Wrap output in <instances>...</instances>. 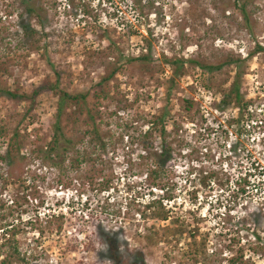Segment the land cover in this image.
Returning <instances> with one entry per match:
<instances>
[{
  "label": "rangeland",
  "instance_id": "obj_1",
  "mask_svg": "<svg viewBox=\"0 0 264 264\" xmlns=\"http://www.w3.org/2000/svg\"><path fill=\"white\" fill-rule=\"evenodd\" d=\"M227 1L142 0L137 8L133 0H33L30 13L23 0H0V83L31 91L60 69L70 91H90L88 107L108 142L87 150L92 160L79 157L82 143L53 165L41 149L53 139L57 95L43 92L31 116L26 102L0 96V203L23 204L18 239L28 264H113L109 236L120 251L138 247L154 223L142 212L155 197L173 215L194 218L179 248L193 230L209 234V250L229 257L243 247L249 264H264V189L256 191L264 182V0L255 2L253 33ZM150 49L148 72L132 58ZM168 56L188 61L183 74L163 63ZM231 58L244 59L239 107L221 102L237 71ZM114 63L120 68L102 93L98 83ZM65 117V135L75 140L94 123ZM14 133L17 158L7 155ZM155 156L165 165L163 191L147 175ZM166 248L146 249L148 264H201L180 249L167 258Z\"/></svg>",
  "mask_w": 264,
  "mask_h": 264
},
{
  "label": "trees",
  "instance_id": "obj_2",
  "mask_svg": "<svg viewBox=\"0 0 264 264\" xmlns=\"http://www.w3.org/2000/svg\"><path fill=\"white\" fill-rule=\"evenodd\" d=\"M32 1L33 0H23V4L27 11L30 13H36V8L34 6V2ZM133 1L135 4L134 6L137 8L138 5L142 4V0ZM255 2L256 0H228L226 3H224V7L233 5L240 13L245 27L248 28L251 33H253L254 20L252 16L256 11ZM26 30V32L29 31L28 29ZM260 48L261 50H264L263 47ZM132 60L141 62L143 64V68L148 72L153 70L151 49L147 52L143 51L141 54L133 57ZM189 61L195 63V65L200 68L206 66L202 61L199 60L190 59ZM187 62L188 61L183 57L168 56L165 57L163 63L173 66L174 74H183L185 72V64ZM242 62H244V59L242 58H231L227 62V64H235L237 71L228 91L222 98V106L235 104L239 107L245 102V96L242 90V79L244 76L242 71ZM119 68L120 67L114 63L111 66V69H107V74L98 83L99 91L105 93L104 86L115 77ZM54 72L55 80L53 82L45 80L39 86L33 87L31 91H21V89L17 86H15L13 89H10L0 83V96L8 97L16 105L20 102H26L27 107L25 110V116H31L33 114L32 112L36 108L37 99L43 92L57 95L58 101L57 110L55 113L53 139L51 144L48 145L46 149H41V151L44 153L45 158L50 163L53 165H59L66 160V157L72 150L76 148L78 144L84 143L86 145L80 147V149L78 148L77 153L79 157H82L81 160H92V152L86 153L88 152L87 150L92 147L96 148V150L93 151L106 150L108 142L100 132L98 125H96L95 117L93 116L91 109L88 107L87 99L90 91H70L68 89V83L64 82L65 73L60 69H55ZM186 102L189 104V106L192 105V100H186ZM64 116H66L65 118H67V120L72 121V124H77L82 116H86L94 123L91 129H87L85 131L84 137L75 140L65 135L62 125ZM14 137L15 139L11 141L7 155H13L14 158H17V155H15L16 153L14 152L21 149L17 138L18 133H14ZM148 141H143V148L145 150L150 146L149 143H147ZM163 148V152L166 153L168 148L166 146H163ZM164 166L165 165H163L161 160L155 156V161L147 172L148 177L152 180L153 186L159 187L162 191L166 187L164 183L166 176ZM249 184L250 181L246 180L244 182V187H237L239 193L246 192L245 187H248ZM258 184L260 185L261 189H256L257 192L264 189L263 181H259ZM166 200L169 201L170 199L166 198ZM18 205H21L20 201H16L15 205H6L4 203H0V264H28L27 255L22 251L18 239V235L21 233L22 227V221H20L21 219L17 220V216L20 218L22 215V212H19L17 209ZM148 205V208L150 209L149 213L142 212V216L144 219L151 220L154 223H148L146 225V233L142 236L140 245L138 247L130 249L127 246L125 251H120L119 244H117L116 240L111 235L109 236L107 254L113 264H148L145 250L151 246H161L163 243L167 244V248H169V250L171 249L170 251L166 252L167 258H172L175 256L176 249H180L183 254L181 256L186 257L192 256L194 254L195 257H193V259L195 263L200 262L201 264H224V261H226V264H249L245 258L243 247H240L236 254L226 257L225 252L217 249V247L211 250L208 249V243L210 242L209 234L204 235L201 233V235L198 237L195 233H193V230L188 232L190 236L186 242V247L184 249L179 248V238L187 233V229L191 228L190 225L193 223L190 222H194V218L187 215H173V210L171 207L168 206V203H165V200H161V198L160 200H158L157 197L151 199ZM21 206H23V204ZM51 216L52 218L57 217V219H61L65 215L62 213L58 216L55 214ZM155 221H169V223L166 227L164 226L158 228L155 225ZM37 228H39L40 232H44L43 228ZM48 229L51 231L54 230L52 227ZM105 235H109V233H106ZM230 250H232V248ZM200 256H202L201 261L199 259Z\"/></svg>",
  "mask_w": 264,
  "mask_h": 264
}]
</instances>
